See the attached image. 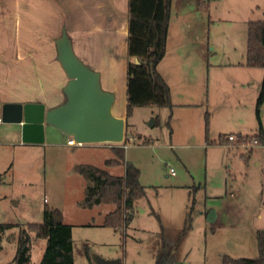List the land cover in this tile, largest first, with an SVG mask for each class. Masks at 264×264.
Here are the masks:
<instances>
[{
  "label": "rangeland",
  "instance_id": "1",
  "mask_svg": "<svg viewBox=\"0 0 264 264\" xmlns=\"http://www.w3.org/2000/svg\"><path fill=\"white\" fill-rule=\"evenodd\" d=\"M21 7V0H0V31L22 34ZM255 19L264 20V0H171L167 50L158 70L172 105L133 107L126 142L27 143L11 123L0 121V223L14 224L0 231V264H14L19 228L41 222L45 208L71 225L73 264H97L96 255L120 264H154L162 252L169 264L257 257L256 235L264 230V145H254L249 155L250 147L236 142L238 131L255 133L256 93L235 74L226 75L235 69L228 62L242 58L247 22ZM121 106L118 96L115 112ZM219 133L235 140L213 143ZM112 157L119 162L106 165ZM126 162L139 169L145 194L130 222L114 230L102 225L112 203L78 205L86 180L73 167L92 164L123 175ZM29 234L30 261L39 264L46 240Z\"/></svg>",
  "mask_w": 264,
  "mask_h": 264
},
{
  "label": "crops",
  "instance_id": "2",
  "mask_svg": "<svg viewBox=\"0 0 264 264\" xmlns=\"http://www.w3.org/2000/svg\"><path fill=\"white\" fill-rule=\"evenodd\" d=\"M21 1L22 34L10 30L6 32V29L0 31V109L5 102H40L45 109H49L64 101L62 89L68 78L57 59L55 46V39L64 27L76 56L99 72L103 89L114 93L112 113L126 121V70L131 59L127 51L128 0ZM17 39L20 42L15 45ZM245 54L246 50L241 59L228 62L235 69L234 73L226 72V75L232 77L235 74L240 82L250 85V91L256 93L257 99L264 69L245 65ZM118 96L122 106L115 112ZM261 106H264V101ZM259 118L264 132V115L260 117V109ZM11 126L14 134L21 138L20 124L11 123ZM257 128L258 120L255 132ZM237 133L246 134L242 131ZM14 134L5 136L6 143L11 142ZM222 135L223 142L216 144H228L227 137L232 134ZM68 138L61 130L45 125L44 144L73 146L67 144ZM253 148L250 147L249 155Z\"/></svg>",
  "mask_w": 264,
  "mask_h": 264
},
{
  "label": "trees",
  "instance_id": "3",
  "mask_svg": "<svg viewBox=\"0 0 264 264\" xmlns=\"http://www.w3.org/2000/svg\"><path fill=\"white\" fill-rule=\"evenodd\" d=\"M200 1V0H199ZM171 0H128V38L127 51L131 58L127 63L126 79V116L135 106H171L170 90L157 69L158 63L166 52V39ZM200 4V2H199ZM137 60V61H135ZM245 65L264 69V20L247 22ZM264 101V78L256 99L255 112L258 128L254 134H236V142L264 144V132L259 118V109ZM206 113V120H207ZM126 136V135H125ZM124 136V142H126ZM224 135H219L214 143H222ZM122 157V147H114ZM119 159L108 158L106 165L116 164ZM74 170L80 172L86 185L81 207L94 204L112 203L114 208L103 216L102 225L120 229L133 217L134 204L144 196V186L139 181V169L131 163H125L123 175H112L105 169L92 164H76ZM55 210L44 209L43 220L39 223H27L19 228L16 236V250L11 262L14 264H32L29 257L31 248L30 232L46 240L39 264H73L71 225L55 220ZM189 220V216H188ZM11 223H0V231L13 227ZM189 228V223L183 233ZM258 255L255 258L223 256L227 264H263L264 232H257ZM170 257L162 252L154 264H169ZM9 264V263H7Z\"/></svg>",
  "mask_w": 264,
  "mask_h": 264
},
{
  "label": "water",
  "instance_id": "4",
  "mask_svg": "<svg viewBox=\"0 0 264 264\" xmlns=\"http://www.w3.org/2000/svg\"><path fill=\"white\" fill-rule=\"evenodd\" d=\"M57 59L67 76L63 86L64 101L45 109L40 102H5L1 105L2 122L20 124L21 141L41 143L44 141L45 125L61 130L73 137L77 143L122 142L125 135V119L112 113L114 93L100 85L99 72L88 67L73 52L65 28L55 39ZM137 61V60H135ZM215 216L211 209L207 219ZM55 220L61 221L59 213ZM97 264H120L118 259H104L94 256Z\"/></svg>",
  "mask_w": 264,
  "mask_h": 264
},
{
  "label": "built area",
  "instance_id": "5",
  "mask_svg": "<svg viewBox=\"0 0 264 264\" xmlns=\"http://www.w3.org/2000/svg\"><path fill=\"white\" fill-rule=\"evenodd\" d=\"M0 121H1V119H0ZM227 138H228V140H235V136H233V135H228ZM123 141H124V139H123ZM123 143H124V142H123ZM67 144H69V145H75V144H80V143L75 142V140L73 139V137H69V138L67 139ZM239 144H242V145H244V146L251 147V146L257 145L258 143H257V141L254 139V140L252 141V143H244V142H242V143H239ZM123 145L125 146V144H123ZM169 172H170L171 175H174V174H175L174 169L171 168V167H170V169H169Z\"/></svg>",
  "mask_w": 264,
  "mask_h": 264
}]
</instances>
